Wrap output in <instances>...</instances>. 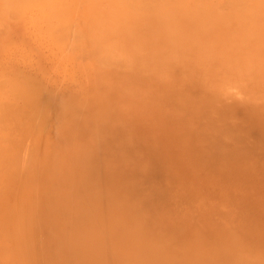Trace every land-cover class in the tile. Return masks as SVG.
I'll return each mask as SVG.
<instances>
[{
  "label": "rangeland",
  "instance_id": "1",
  "mask_svg": "<svg viewBox=\"0 0 264 264\" xmlns=\"http://www.w3.org/2000/svg\"><path fill=\"white\" fill-rule=\"evenodd\" d=\"M54 1L18 0L17 4L26 6V8L21 9L24 11H22V16L11 20L5 34H3L4 20H0V33H2L0 34V120L7 115V107L10 109L17 107L10 105L12 102L19 105V99L15 97L16 94L14 95L18 89H20V94L28 90L31 94L34 92L37 94L36 97L39 96L40 101L48 102L49 107H58V105L59 107L65 106V109L67 107L65 114L60 112L59 116L53 118L48 117V111H44L45 119H49L40 127L49 125L47 123L50 119V126L56 121L54 128L52 125L53 129L50 130V127L47 130L50 136V139L48 137L49 142L44 138L48 135L44 137L42 135L46 131V126L43 129L44 132L38 126L37 133L31 130L33 134L28 136L29 130L26 137L25 134L23 135L26 139H31L22 138L23 141L26 143L32 141V146L27 143L28 146L36 145L32 149L34 152L30 154L32 158L33 155L35 158H29L33 164L36 163L34 169L30 167L33 164L28 159L26 162L30 164L28 165L32 170L26 168L27 163L26 166L21 164L26 157L20 160V165L25 166L20 171L25 169L26 174L22 171L18 174L19 170L17 169L16 172V167L12 168L18 165L17 163L14 165L15 162L7 161L6 164L1 161L6 167L0 166L2 168L0 169V246L2 247H0V255L3 256L13 251V255L16 254L15 264H30L28 261L30 256L31 264H34V244L40 242L41 246L43 243L45 246L47 242V248L49 250L51 247L53 255H46L48 258H46V264H70L65 240L67 235H71L74 242L77 237H81V246L79 252L74 251L72 264H74L76 254L80 262L83 261L81 264H127L126 262L134 259L137 251L120 253L119 246L127 249L133 245L141 246L140 244L151 243H155L154 259L148 263L142 259L140 262L142 264H264V158L258 155L259 157H255L254 160H232L228 165L243 163L240 166L244 172L209 176L204 168L190 164V159H195L191 145L185 144L190 141L185 140L183 143L188 145L187 151L179 148V141H173L171 137L173 136L171 130L176 127H169L164 119L166 114L173 113L183 117L189 128L205 127L207 132L219 133L224 137H227L226 130L247 135L264 133V31L262 30L264 25L260 26L264 24V11L260 15L253 12L259 8L261 3L253 4V1L249 0L253 6L245 10L244 26L242 21H239L241 23H238V26V21L235 20L238 17L232 13L228 14L227 10L217 6L220 0H204L207 5L216 4L222 15L211 18L204 24L201 22L203 25L200 23L195 25L198 20L193 17H190L195 20L192 23L189 22V17H180L185 20V23L177 17L178 22L175 23L176 26L173 25L177 29H174L170 35L172 40H164L166 45L164 59L153 57V62L150 63L147 58L152 54L147 57L146 52L139 49L132 54L129 66L125 65V67L123 64V67H120L122 64L118 62L116 64L113 60H108L110 64L105 60L108 65H104L105 62L101 59L102 56L103 58L106 56L108 49H94L89 44L95 42L93 38L95 26L92 25L95 19L90 15L92 13L90 10L83 13L84 6L79 4L81 0H77L78 4L72 9L73 16L69 14L68 21L62 19L61 22H57L58 25L65 24L63 21L74 23V17L77 18L76 15L82 11L83 16L80 15L75 21L76 24H73L75 26L73 28L78 30L82 39L84 38L79 40L81 46L76 48L78 51L66 45L69 43L68 40L60 41L52 35L49 19L43 14L44 17L36 14L39 8H43L44 11L49 9L48 6ZM182 1L186 6L193 3L192 0ZM44 3L46 5L41 6ZM56 3L59 4L56 5ZM96 3L105 7L107 0H97ZM54 4L65 6L67 0L55 1ZM30 15L36 18V23L32 22L34 27L21 21L24 16ZM69 17L74 19L70 20ZM86 19L91 24L87 25ZM108 20L109 16L104 19V21ZM251 21L253 25L250 24ZM247 25H250L252 29L247 28ZM197 27H202V29L199 30ZM203 27H206L205 31ZM220 27H223L224 36L219 33ZM139 34L140 31L137 32L138 36ZM255 34L256 38L253 36ZM247 36L253 38L246 39ZM235 38L237 41H234ZM178 39L180 42H176ZM4 40L7 41L6 46L1 43ZM88 47L95 52L94 55ZM158 49L160 45L155 51ZM177 50H179V57L176 59L174 53ZM86 51L89 55L91 54V57ZM82 52H85L84 56ZM115 52L122 53L123 57L127 55L126 50L120 48H116ZM97 59L100 60L99 63ZM237 79H240L239 82ZM14 110H12L14 111L13 129L16 138L22 140L19 136V121L15 118V116L18 117L17 108ZM43 115L41 116L44 117ZM109 115L110 118L112 117L111 120L108 118ZM155 117L157 119L154 120ZM59 119L60 122H58ZM110 125L114 129L127 130L126 136L129 138L133 137V133L140 132L141 138L127 143L128 146L135 147L141 144L139 147L142 150L136 152L135 157L131 156V159L134 162H144L138 167L142 171L151 170L155 174L153 180L156 185L149 191L151 198L147 200L140 193L133 196L139 205L152 210L150 214L147 213L146 227L140 224L139 220L137 225H130L136 222V218H122L115 215L119 218L116 219L109 216V213L104 212L103 214L100 211L80 220L77 213L82 211L73 205V200L77 197L81 198L78 181L81 179L79 172L82 164L79 159L89 154L88 164L95 165L92 167L95 170L92 169L93 174L97 175L101 172L99 159H102L103 142L107 136L105 128ZM0 136H2L1 140L8 137V135ZM144 136L153 137L155 143L144 139ZM2 144L0 143V160H2ZM114 146L113 154H117L118 150L115 149L120 148L122 143L115 142ZM47 147L51 148L50 155L45 154ZM143 147H148L149 151L151 147H155L158 153L162 150L164 152L162 154L169 159L179 158L182 162L184 161L183 167L181 166L179 170L171 167L167 171L170 174H167L168 180H173V183L167 180L169 185L162 179V174L159 173L160 170L156 165L152 168V164L150 167L146 161H141V157L146 155ZM52 154L61 159L60 168L55 164L56 161L59 162V159H51ZM65 159L66 162H64ZM54 164L56 168H53ZM45 166H51L53 171L47 172L43 169ZM228 168L233 170L236 167L228 166ZM83 175L81 173V176ZM89 175L86 173L85 177H88L81 180L86 186L83 189L89 195L92 194L98 198L99 195L87 190L89 187H94L100 191L101 188L98 183L93 184L97 180ZM64 195L66 200L63 203L60 200ZM129 202L127 201V204ZM33 224L35 225L32 227ZM78 225L83 226V229L77 231L76 226ZM92 235H121L123 242L119 241L116 248L117 256L112 253L111 245H109L110 249L108 248L105 238L101 239ZM58 237H60L61 247L56 249L53 242L57 241ZM93 240L100 242L96 246L97 253L101 254L99 256L95 255L93 247H90ZM77 242L76 240L75 244H79ZM110 242L113 243L114 240ZM44 246L39 253L46 254L43 252ZM38 250L37 247L36 251ZM39 253L36 256V264L39 263L38 260L41 257ZM23 257L24 260H20Z\"/></svg>",
  "mask_w": 264,
  "mask_h": 264
},
{
  "label": "bare ground",
  "instance_id": "2",
  "mask_svg": "<svg viewBox=\"0 0 264 264\" xmlns=\"http://www.w3.org/2000/svg\"><path fill=\"white\" fill-rule=\"evenodd\" d=\"M0 1H1L0 2V20L1 19L4 20L5 26L3 27V30H4L3 34H5L7 32L6 30H8L7 29L8 28V24L11 22V20H15L19 16H22L23 15V13H22L23 10L21 11V9H23V7L26 8V6H20L19 4H17L18 0H0ZM55 1L57 2V1H60V0H55ZM252 1H253V4L261 3V4H259V8L257 10H253V12L259 13V15H260L262 13V11H264V0H252ZM54 2L52 3V5L48 6L49 9H47L45 11L43 10V8H41V9L39 8L36 15L37 16L38 15L41 16L43 14L45 17H47L49 19V22L47 20H44V21L48 22L49 26L52 27V35H54L60 41L68 40L69 43H66V45H68L70 47V49L78 51L76 48H79L81 46V42L79 40H81L82 38H81L80 33L77 32L78 30L76 31L73 28V27H75V26H73V24L75 23L76 19L79 18L80 15H82L81 14L82 11L80 12V14L76 15V16H78L77 18L74 17L75 19L69 17L70 20L74 19L73 20L74 23H72V22H64V21H63V23H65V24L58 25V23H57V22H61L62 19L65 20V21H68L67 18L69 16V14H71L73 12L72 9H73V7H75L78 4V1L77 0H67V4L65 6H63V5L56 6L59 3H56V5H55ZM79 2H80L79 4L84 6L82 8L83 9V13L88 11V10H90L92 12V13H90V15H92L94 17V19H95L94 24H92V25L95 26V31H94V35H93V38L95 39L94 40L95 42L94 43H89L88 42V43L91 46H93L94 49L95 48L108 49V52H106V56H104V58L102 56V59L100 58L101 61L104 60V62H105L104 65L105 64L108 65L106 63V61L110 64L111 62H109V61L113 60V62L116 63V64H118V63L122 64L120 67H123V64H124V66L125 65L129 66L128 64H129V61H130V59L132 57V54L135 51H139V49H142V51L146 52L147 57H149V55L152 54L149 58H147V61L150 62V63L153 62V60H152L153 57L160 58L161 60L164 59L165 58L164 57V50L166 49L165 41L166 40L168 41V39L172 40L171 39L172 36H170L171 32L174 29H177L173 25H175V23L178 22L177 19L180 18V17L181 18L182 17H184V18L189 17V19H190V17H193L194 19L198 20L195 25H197L199 23L201 25H203L207 21L211 20V18H215V17H218V16L222 15L218 11V7L217 6H219V8H223V9H225V11L227 10L228 14L232 13L234 16L238 17V18H235L236 22L238 21L237 24L241 23L239 21H242V24L244 26V24H245V10H248V7H252L253 6V4L249 3V0H220V3L217 6H216V4L215 5H207L204 2V0H192L193 3L190 4L188 2L190 4V6H186L183 3L182 0H107V3L105 5V7L97 4L96 3L97 0H81ZM42 5L45 6L46 4L44 3V4H41V6ZM75 13H74V15H75ZM72 14H71V16H73ZM251 14H253V13H251ZM108 16H109V20L108 21H104V19L106 17H108ZM11 18H14V19H11ZM35 19L36 18H33L30 15V16H27V17L24 16V18H22L21 21H23L24 24H28V25L34 27L33 23H36ZM181 20H183V19H181ZM183 21L185 23V20H183ZM194 21L195 20L190 19L189 22L192 23ZM233 21L231 23H233ZM70 23H72V24L70 25ZM85 23L87 25L91 24L88 19H86ZM252 23H253V21L250 22V24H252ZM82 24H83V22H82ZM181 24H183V22ZM209 24H210V22H209ZM215 25L217 26V24H215ZM262 25H264V24H261L260 26H262ZM53 26H55V27L53 28ZM238 26H239V24H238ZM84 27L86 28V26H83V28ZM246 27L247 28H251L250 25H247ZM253 27H256V26H253ZM263 27L264 26H262V28ZM87 28H88V26H87ZM186 28H188V27H186ZM198 28H199V30L202 29V27L201 28L197 27V29ZM204 28H206V27H203V29ZM222 29H223V27L222 28L220 27L219 33L223 34V36H224V32L222 31ZM237 29H239V27ZM240 29H242V28H240ZM253 29L255 30V28H253ZM262 30L264 31V29H262ZM138 31H140L139 36L137 35ZM204 31H205V29H204ZM189 32H191V30ZM237 32H235V33H237ZM82 33L83 32H81V34ZM238 33H240V32H238ZM0 34H2V33H0ZM240 34H242V32ZM256 34L253 35V36L255 37ZM86 36H88V35H86ZM217 36L219 37V35H217ZM250 37H252V36H250ZM181 38H182V36H181ZM247 38H248V36L246 37V39ZM223 39H225V37H223ZM236 39L237 38H235L234 41ZM84 41L86 43V40H84ZM89 41H90V39H89ZM181 41H182V39H181ZM5 42H7V41L6 40L2 41L1 42L2 45L6 46ZM90 42H93V41L91 40ZM176 42H180L179 39ZM225 43H227V41ZM225 43H223V44H225ZM158 45H160V49L155 51V49H156V47ZM225 45H228V44H225ZM86 46H87V44H86ZM229 46H230V44H229ZM233 46H234V43H233ZM113 47H115V48H113ZM85 48L86 47H84V49ZM116 48H120L122 50H126L127 55L123 57L122 53L121 54H119L120 52L116 53L115 52ZM84 49H83V51L86 50V49L85 50ZM104 49L102 51H104ZM89 50H90V48H89ZM229 51H230V48H229ZM236 51L238 52V50H236ZM90 52L93 53V55L95 53V52H93V50H90ZM178 52H179V50L175 51V53H174V55H176V59L179 57ZM84 53L82 52V54H83L82 56H84ZM86 53H87V51H86ZM80 54H81V52H80ZM118 54L122 55V56L120 57ZM82 56H80V57L83 58ZM90 57H87V58H90ZM93 59H94V57H93ZM98 61H100V60L97 59V62ZM170 62H173V61H170ZM131 69H132V67H131ZM12 78H11V80H13ZM7 79L10 80V78H7ZM26 79L30 80L29 78H26ZM189 80H191V79L189 78ZM194 80H196V79H194ZM237 80H238L237 82H239L240 79H237ZM32 81L33 80H31V82ZM237 82H236V86H237ZM234 86H235V84H234ZM236 86H235V88H236ZM10 87H12V86H10ZM203 87H204V85H203ZM232 88H234V87L232 86ZM19 90L20 89H18L17 91L14 92V95L16 94L15 97L17 99H19L18 100L19 101V105L16 104V103L14 104L12 102V104H10V105L17 106V107H11L10 106L11 107V109H10L9 107L6 106L7 110H8V113H7L6 116H4L0 120V131H1L0 135H6V136L8 135V137L3 138L4 140H1L2 138L0 139L1 140L0 143H3L2 144L3 146L1 145V148H2V151H1L2 152V160H0V162L2 161L3 163L7 164V161H13V162H15V164L13 162H11V163H13L14 165H16V163H17L19 166L18 165L12 166V168L14 169V167H16V169H15L16 172H17V169L19 170L18 174H20L21 171L24 173L25 169H23L21 171H20V169H22L23 167L26 166L27 159L29 160V158H32L31 157L32 155L30 156V154H32L34 152L32 149L34 148V146H36V145H34L33 147H30V146H32V144H31L32 141L31 142L27 141L28 144L29 143L31 144L30 146H28L26 141H23L22 138L26 137V133L29 130H30V134L27 133L28 136L33 134V133H31V130L34 131V133H37L38 132V130H37L38 126L42 130L46 126V131H45V133L42 134L43 137L46 134L48 135V133H47L48 128H50L52 125H53L52 127L54 128V124L56 123V121L54 119H56V118L53 119L55 122H54V124L51 123L52 124L51 126H50V121H51V119H50L49 122L47 123L49 125H45V126L40 127V125H44L47 122V120L49 119V118L47 120L45 119L46 116L43 115L44 111H46V112L48 111L49 114L48 113L47 114H48V117L51 116L50 118L56 117L58 114H60V112H62V114L64 112V114H65V111H67V107H66V109L64 108L65 106L64 107H59V105H58V107L56 105H55L56 107L47 106L48 102L47 103H43L42 101H40V98H38L39 96L36 97L37 94H34V92L31 94V92L28 90V92L27 91L26 92L30 93V94H27L23 90L26 94L23 93V92H22V94H20ZM227 90H228V88H227ZM222 92H223V90H222ZM18 94H20V96ZM214 95H216V94H214ZM51 105H53L52 102H51ZM16 108H17V112L16 113L18 114V117L15 116V118L19 121V126H20V130H19V134L20 135L19 136H21L20 138L22 140H20L19 138H16L17 136H16V133L14 132L15 130L13 129L12 119L14 117V111H16L14 109H16ZM49 109H50V112H49ZM12 110H14V111H12ZM47 114H45V115H47ZM238 114H241V113H238ZM41 115H43L44 117H42ZM64 116H62V117L64 118ZM20 117H21V119H20ZM106 118H107V116H106ZM108 118L111 120L112 117L110 118V115H109ZM155 119H157V118L155 117L154 120ZM164 119H165L166 124L169 127H176L175 129L171 130V135H173L171 137H172L173 141H175V140L179 141V143H178V146H180L179 148H182V150L184 149L185 151H187L188 145H191L192 151H193V153L195 155V159L191 158L190 161H189L190 164L197 165V166H200L201 168H204V170L207 171V174L209 176L223 174V173H229V175H230L233 172L238 173V171L244 172L243 171L244 169L240 166L243 163L240 164V165L239 164H236V165L235 164H229L228 165L229 161H232V160H235V161L236 160H245V159L254 160L255 157L256 158L259 157L258 155H261V157L264 158V151H262V149H264V133H262V132L254 134V135H249V134L247 135V134L238 133V132L234 133V131H231V130H226L227 137H224V136L220 135L219 133L218 134H213L211 132H207L205 127L196 126L194 128H189L188 126H186V124H185V122L183 120L184 119L183 117L178 116V115H174L173 113L166 114L164 116ZM62 120H64V119H62ZM58 122H60V119H59ZM61 123H62V121H61ZM159 123H160V121H159ZM131 124H130V126H131ZM52 127L50 128V130L53 129ZM58 127H59V125H58ZM105 129L107 131V136H106V140L103 142L104 151H103L102 159L101 158L99 159L100 163H101L100 164L101 165V167H100L101 172L99 174H97V175H95L96 173L93 174V171H92L93 168L92 167H95V165L88 164V160H89V156H90L89 154H88L89 156L87 154H85L86 156H83V157H81L79 159V162L82 164V166L80 167L81 171L79 172L80 173L79 177H81V179H80V181H78L79 182L78 190H80L79 193L81 195V198L77 197L76 198L77 200L75 199V200L72 201L73 205H75L78 210L82 211V212H78L77 213L78 218L80 220H83V219H86V218L92 216L97 211H100L103 214H104V212H105V214L109 213L110 214L109 216L114 217L116 219H119L116 216L122 217V218L123 217L136 218V222L130 223V225H132V226L137 225L138 224L137 221L139 220L140 224H144L145 227H146L147 226V213L150 214L152 212V210L148 209L145 206L139 205V203L136 200H134L133 196L135 197L136 193H140V195L142 197H146L145 199L149 200V198H151L150 194H149V191H151V189H153L155 187V185H156V182L153 180V178L155 177V174H153L151 170L142 171L141 168H139L138 166H141L144 162H142V163H140V161L134 162V160L131 159V156L135 157L136 156V152H138L139 150H142L141 147H139V146H141V144H138V147L128 146L127 145L128 142L136 141L137 139H139V137L141 138L140 132L138 134L136 132L133 133V137L129 138L128 136H126L127 135V130L123 131V130H121L119 128L118 129H114L111 125H110V127H106ZM58 130H59V128H58ZM139 130L140 129H138V131ZM61 131H62V128H61ZM66 131H68V130H66ZM69 131H70V129H69ZM175 131H177V133H174ZM43 132H44V130H43ZM71 133H72V131H71ZM98 133L100 134V132H98ZM101 134H102V132H101ZM67 135H69V133H67ZM0 137H2V136H0ZM48 137L50 139L49 135L47 137H44L45 140H47V142H49L48 141ZM70 137H72V136H70ZM39 138H40V136H39ZM44 138L42 140L45 142ZM27 139H29V138H27ZM100 139H98V140H100ZM144 139H148L150 142H154V139L151 136L148 137V138H146L144 136ZM29 140H31V139H29ZM185 140L190 141L188 143H185V144H188V145H184L183 144ZM14 142H19V143H14ZM115 142H118L120 144L122 143V146L120 148L115 149V150H118L117 154H113V149L115 148V146H114ZM38 143H40V142H38ZM23 144H24V147H23ZM45 145H47V143ZM53 146H54V144H53ZM76 147H77V145H76ZM76 147H74V148H76ZM143 148H145V150H146V152H145L146 155L141 157V161H146V163L148 165H150V167H151V164H152V168L156 165V167H158L159 170H160L159 173L162 174V179L165 180L166 183L168 181L173 183L174 182L173 180L172 181L168 180L169 178L167 176V174H168L167 171L171 167L173 169L175 168V169L179 170L181 168V166L183 167L184 161L182 162L181 161L182 159H179V158L169 159V158H167L166 156H164L162 154V153H164L162 150H160L161 153L159 152L160 153L159 154L155 147H151V151L153 153H150L151 151H149L148 147H143ZM47 149L48 150H46L45 154L46 155H48V154L50 155L51 154L50 153L51 148L47 147ZM82 151H84V150H82ZM84 152H86V151H84ZM154 152H157V153H154ZM87 153H89V152H87ZM52 155L53 156L51 157V159H56V158L59 159L58 163L55 160L56 161L55 164H56V166L58 168H60L61 167V159L58 158L57 155L56 156L54 154H52ZM112 155H113V158H112ZM22 158H25V159H23V163H21ZM33 158H35L34 155H33ZM70 161H71V159H70ZM196 161H198L199 164ZM2 162L0 163V166L3 164ZM29 162L32 163L31 159L29 160ZM64 162H66V159H65ZM20 163L25 165V166H23V165L21 166ZM28 164L29 163H27V165ZM35 164H33L32 166L30 164L29 165H30V167H33V169H34L35 168L34 167ZM55 164L53 165L54 166L53 168H56ZM29 165L26 166L27 169L29 168ZM227 165L229 167H236V168L233 169V170H230ZM4 166H5V164H4ZM20 166H21V168H20ZM246 168L247 167L245 165V169ZM0 169H2V168H0ZM43 169H45L47 172L48 171H53V169H51V166H49V167L45 166ZM30 170H32V169H30ZM63 170H64V168H63ZM26 171H25L24 174H26ZM245 172H247V170H245ZM81 173H83L84 175L81 176ZM86 173H89L90 174L89 176H91L93 179L97 180L96 182L93 183L94 185H96L98 183L99 186L101 187L100 191H97L94 187L87 188L88 191H91L92 193L99 195L98 198L92 196V194L89 195L83 189L86 186L84 185V182L81 181V180H84L85 178L88 177V176L85 177ZM24 174H23V176H24ZM168 175H170V174H168ZM137 179H139V180L137 182H134ZM176 181H178V180H176ZM169 185H170V183H169ZM64 200H66L65 195L63 197H61L60 201H62L64 203L65 202ZM127 201H130L129 204H127ZM82 203H84L85 205H83ZM149 214H148V216H149ZM143 215H145V217H143ZM102 223L103 222H101V224ZM34 225L35 224H33L32 227ZM73 226H74V224H73ZM76 229H77V231L80 230V229H83V226L80 227L78 225V226H76ZM73 230L74 229H72V231ZM86 232L94 234V233H92L90 231H86ZM52 233H53V231H52ZM92 236H98L101 239L105 238L108 248L110 249L111 246L113 247L112 253L114 255H116V248L119 245V241L123 242V240L121 238V235H92ZM131 236H133V235H131ZM112 239L114 240L113 243L110 242ZM40 240H38V241H40ZM76 240L79 242V244H75ZM75 242H74V240H73L71 235L70 236H68V235L66 236L65 245L68 246L67 257L69 259L70 264H72L74 251L75 252L76 251L79 252V248L81 246V237H77L75 239ZM42 243H43V241H42ZM53 243H54V245H55L54 247L56 249H58V247H61V245H60V237H58V240L54 241ZM98 244H100V242L98 240L97 241L93 240V242H92L90 247H93L92 249H93L95 255L99 256L101 254L97 253V251H96V246ZM154 244L153 243L148 244V245L140 244L141 246L131 244V245H133V247H130V248H127V249L121 248V246H119V251H120V253L121 252L122 253L123 252H127V251H134V250L137 251V254L135 253V255H134V259L135 260L133 259L130 262H126L127 264H136V263L142 264V263H140V262H142V259L144 260V262L148 263L149 261H152L154 259L153 258V256H154L153 255L154 254L153 251H154V247H155ZM50 245H51V243H50ZM109 245H111V246H109ZM40 246H41L40 242L34 244V249H33V250H35V255L33 257V259L35 260L34 264H36V256L42 250V247L44 246V243L42 244L41 248H40ZM37 247L39 249L38 251H36ZM44 248H45V250H43V252H46V254L45 253L44 254L39 253V255L41 257L39 258V260H38L39 263L37 262V264H40V262H41V264H46L45 261H47V259H48L46 255H49V256L53 255L52 254L53 250H51V247H49V250L47 248V242H46V245L44 246ZM12 252H10L11 254L5 252L7 254H4L3 256L0 255V259L2 258V262H0V264H15L16 261H14V260H16L15 259L16 258L15 255L16 254L13 255ZM64 253H65V250H64ZM1 254H3V253H1ZM56 258H58V256ZM20 260H24V257L22 259L20 258ZM20 260H18V261H20ZM28 261L30 262V264L32 263L31 256L28 258ZM25 262L28 263L27 261H25ZM63 262H65V261H63ZM81 263H83V261L80 262V258H77V254H76L75 260H74V264H81ZM52 264H54V263H52Z\"/></svg>",
  "mask_w": 264,
  "mask_h": 264
}]
</instances>
